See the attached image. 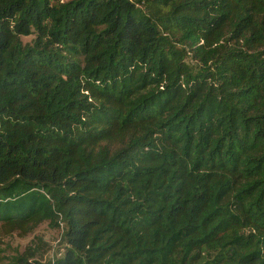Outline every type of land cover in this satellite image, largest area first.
Masks as SVG:
<instances>
[{"label": "trees", "instance_id": "16d2710c", "mask_svg": "<svg viewBox=\"0 0 264 264\" xmlns=\"http://www.w3.org/2000/svg\"><path fill=\"white\" fill-rule=\"evenodd\" d=\"M46 219L0 264H264V0H0V229Z\"/></svg>", "mask_w": 264, "mask_h": 264}, {"label": "rangeland", "instance_id": "374dc122", "mask_svg": "<svg viewBox=\"0 0 264 264\" xmlns=\"http://www.w3.org/2000/svg\"><path fill=\"white\" fill-rule=\"evenodd\" d=\"M34 34L22 36L24 41H30ZM59 218L57 219V221ZM62 223L56 224L53 220H43L27 234L20 236L15 232L5 234L0 229V263L10 256L21 253L25 247L35 249V259L42 262L50 260L60 254L64 242L61 237Z\"/></svg>", "mask_w": 264, "mask_h": 264}]
</instances>
